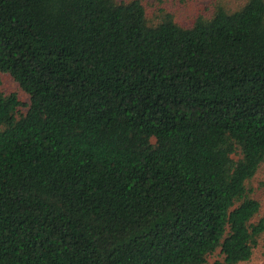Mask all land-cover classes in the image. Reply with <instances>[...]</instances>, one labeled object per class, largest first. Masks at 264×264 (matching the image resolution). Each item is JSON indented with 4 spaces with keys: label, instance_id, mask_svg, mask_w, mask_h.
<instances>
[{
    "label": "trees",
    "instance_id": "1",
    "mask_svg": "<svg viewBox=\"0 0 264 264\" xmlns=\"http://www.w3.org/2000/svg\"><path fill=\"white\" fill-rule=\"evenodd\" d=\"M0 264H237L264 232V0L182 26L139 0H0ZM25 107V109H24Z\"/></svg>",
    "mask_w": 264,
    "mask_h": 264
},
{
    "label": "rangeland",
    "instance_id": "2",
    "mask_svg": "<svg viewBox=\"0 0 264 264\" xmlns=\"http://www.w3.org/2000/svg\"><path fill=\"white\" fill-rule=\"evenodd\" d=\"M128 1V0H117ZM144 7L145 14L151 23H156L165 14L172 16L173 20L182 26H190L196 17L209 16L215 3L223 2L233 9L241 5L244 0H139ZM0 90L4 93L14 92L19 99L27 103L28 95L6 73L0 72ZM25 109V107H24ZM254 189L253 195L260 203V210L256 219L264 222V161L251 179ZM221 259L218 251L207 258V264ZM237 264H264V232L254 248L251 258L246 262Z\"/></svg>",
    "mask_w": 264,
    "mask_h": 264
}]
</instances>
